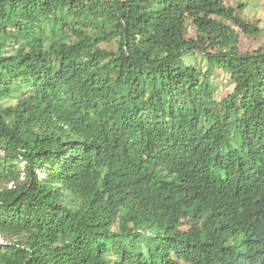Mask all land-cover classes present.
I'll list each match as a JSON object with an SVG mask.
<instances>
[{
  "label": "trees",
  "instance_id": "obj_1",
  "mask_svg": "<svg viewBox=\"0 0 264 264\" xmlns=\"http://www.w3.org/2000/svg\"><path fill=\"white\" fill-rule=\"evenodd\" d=\"M243 11L0 0V264H264V48L239 47L264 29Z\"/></svg>",
  "mask_w": 264,
  "mask_h": 264
},
{
  "label": "rangeland",
  "instance_id": "obj_2",
  "mask_svg": "<svg viewBox=\"0 0 264 264\" xmlns=\"http://www.w3.org/2000/svg\"><path fill=\"white\" fill-rule=\"evenodd\" d=\"M226 4L234 7H239V5L244 6L243 17L252 23H257L261 28L264 29V0H225ZM83 26L90 32L93 33V27L91 26V21H85ZM239 47L242 52H253L260 48H264V34L259 38L248 37L243 32L239 31ZM189 37H196L195 28L190 24L189 27ZM106 47L113 48L114 46L106 45ZM12 47L10 50H12ZM186 60L189 63H194L202 68L207 67L206 58H203L201 54L196 55L187 54ZM212 83L217 90V96L219 99L227 97L228 94L234 91V86L231 82L229 74L218 70L214 78H212ZM23 94H16L14 97L6 99V106H12L18 104L22 99ZM21 99V100H20ZM44 178V175H43ZM189 228V224L185 223L183 229ZM142 248L146 249V245L142 244Z\"/></svg>",
  "mask_w": 264,
  "mask_h": 264
},
{
  "label": "built area",
  "instance_id": "obj_3",
  "mask_svg": "<svg viewBox=\"0 0 264 264\" xmlns=\"http://www.w3.org/2000/svg\"><path fill=\"white\" fill-rule=\"evenodd\" d=\"M0 244H1V245H4V244H5V242H4V240H3L2 237H0Z\"/></svg>",
  "mask_w": 264,
  "mask_h": 264
}]
</instances>
